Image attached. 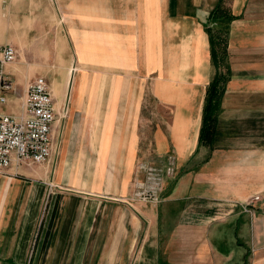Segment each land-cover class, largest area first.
<instances>
[{
	"label": "crops",
	"instance_id": "1",
	"mask_svg": "<svg viewBox=\"0 0 264 264\" xmlns=\"http://www.w3.org/2000/svg\"><path fill=\"white\" fill-rule=\"evenodd\" d=\"M219 1L116 0V61H100L99 93L61 107L47 163L0 172V241L65 246L49 264H264V0H225L229 74L212 145L198 144L214 72L204 26ZM168 153L162 201L129 208L136 161Z\"/></svg>",
	"mask_w": 264,
	"mask_h": 264
},
{
	"label": "rangeland",
	"instance_id": "2",
	"mask_svg": "<svg viewBox=\"0 0 264 264\" xmlns=\"http://www.w3.org/2000/svg\"><path fill=\"white\" fill-rule=\"evenodd\" d=\"M221 3L222 8L228 7L225 0ZM120 12L116 0H0V40L6 38L3 22L5 27H10L9 41L0 45L15 49V59L10 67L26 71L31 75L29 81L37 77L46 81L52 93L55 114L59 116L64 110L61 107L66 110L72 95L99 93L100 61L105 57L108 62L116 61V26L110 15ZM231 23L206 22L204 26L205 33L206 28L222 26L226 35V53ZM224 63L227 67V54ZM7 72L12 91L5 94L8 102L1 107L9 113L20 105L19 99L23 97L28 81L14 83L15 75L10 68ZM20 242L0 241V256L22 258L20 263L0 261V264H49L51 257L67 255L66 247L56 246L55 241ZM39 256L43 258L40 263Z\"/></svg>",
	"mask_w": 264,
	"mask_h": 264
},
{
	"label": "built area",
	"instance_id": "3",
	"mask_svg": "<svg viewBox=\"0 0 264 264\" xmlns=\"http://www.w3.org/2000/svg\"><path fill=\"white\" fill-rule=\"evenodd\" d=\"M14 59L15 49L0 45V106L7 102L5 94L12 91L5 68ZM57 118L46 81L42 77L29 81L19 114H0V172L10 167L47 163L54 149L52 126ZM175 171V158L171 154H166L159 164L147 158L137 160L125 204L130 208L158 205L162 201L164 184L173 180ZM256 201L258 197L254 196L248 204Z\"/></svg>",
	"mask_w": 264,
	"mask_h": 264
},
{
	"label": "trees",
	"instance_id": "4",
	"mask_svg": "<svg viewBox=\"0 0 264 264\" xmlns=\"http://www.w3.org/2000/svg\"><path fill=\"white\" fill-rule=\"evenodd\" d=\"M220 0L208 14L207 23L220 22L227 24L234 19L227 8H222ZM221 27L206 28L210 60L214 69L212 77L206 86L202 106V115L198 131V144L210 148L212 145L220 102L224 86L228 78V68L224 63L226 56V35ZM223 71H222V69Z\"/></svg>",
	"mask_w": 264,
	"mask_h": 264
}]
</instances>
